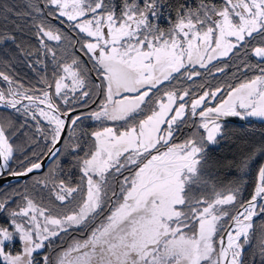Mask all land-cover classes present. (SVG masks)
Wrapping results in <instances>:
<instances>
[{"label":"snow or ice","instance_id":"snow-or-ice-1","mask_svg":"<svg viewBox=\"0 0 264 264\" xmlns=\"http://www.w3.org/2000/svg\"><path fill=\"white\" fill-rule=\"evenodd\" d=\"M9 14L0 178L16 185L0 186V264H264V139L214 198L186 192L237 121L264 124V0H25Z\"/></svg>","mask_w":264,"mask_h":264},{"label":"trees","instance_id":"trees-1","mask_svg":"<svg viewBox=\"0 0 264 264\" xmlns=\"http://www.w3.org/2000/svg\"><path fill=\"white\" fill-rule=\"evenodd\" d=\"M200 0H188V3L192 5L199 4ZM217 4H220L222 0H215ZM25 3V0H0V8L4 5H10L14 9L22 8ZM113 3L119 4L120 0H113ZM16 17L12 14H9L7 21L0 15V30H14L15 29ZM13 49L9 47L5 50L3 47H0V57L8 58L12 53ZM254 62V61H253ZM22 76L26 75L27 77H33L34 74L29 72L22 65H17ZM227 76L224 78L233 84H238L241 80L246 79L240 71L237 70L235 65L230 66L226 69ZM223 75V74H221ZM253 73H249L248 76H252ZM27 82V81H26ZM33 83L35 80L32 81ZM91 121H86V124H91ZM92 128H89L88 131H92ZM188 129H182L181 133L178 135L179 140L183 139ZM261 139H264L263 135L255 134L250 131H243L234 127L233 135L226 141H222L220 145L214 146V150L209 153V164L207 166L199 167V176H202L207 183H204L206 191H211L212 189L218 191H224L225 188L237 182L240 176L244 173L237 167L241 156L243 155L245 149H247L252 142H258ZM179 142V141H178ZM254 177H251L249 173V178L246 180L247 184H251ZM16 182L9 183L3 188H9L15 186ZM193 191L197 190V187H191ZM195 189V190H194ZM248 191H251V187L248 188ZM249 251H251L249 249Z\"/></svg>","mask_w":264,"mask_h":264},{"label":"rangeland","instance_id":"rangeland-1","mask_svg":"<svg viewBox=\"0 0 264 264\" xmlns=\"http://www.w3.org/2000/svg\"><path fill=\"white\" fill-rule=\"evenodd\" d=\"M233 127H236V128H238L240 130L242 129L243 131H250V132H253L255 134H260V135H263L264 136V128L261 127V126L255 125V123H253V122L251 124H245L243 128H241L240 125H235V124L233 125ZM184 129H188V128H184ZM188 131H189V129H188ZM187 134H188V132L186 133V135ZM179 138L180 137H177V140L178 141H179ZM199 177L203 179L202 176H199ZM191 187H197V190L194 189L195 191H193V189H190ZM204 187H205L204 183H201V184L189 183V184L186 185V192L189 193V194H191V195L197 196V197H199V196H205V197H207L209 199L214 198V191H213V189L211 191H208L207 192L206 191V188H204ZM215 192H222V191L215 190Z\"/></svg>","mask_w":264,"mask_h":264},{"label":"water","instance_id":"water-1","mask_svg":"<svg viewBox=\"0 0 264 264\" xmlns=\"http://www.w3.org/2000/svg\"><path fill=\"white\" fill-rule=\"evenodd\" d=\"M252 122H260V121L253 118ZM241 123H243V122L237 121L235 123V125H240ZM45 163L47 164L48 161H45ZM14 182H16V178H14V177L5 176L3 178H0V186H4V185H7L9 183H14Z\"/></svg>","mask_w":264,"mask_h":264},{"label":"flooded vegetation","instance_id":"flooded-vegetation-1","mask_svg":"<svg viewBox=\"0 0 264 264\" xmlns=\"http://www.w3.org/2000/svg\"><path fill=\"white\" fill-rule=\"evenodd\" d=\"M253 123H255V125H258L264 128V124H262L261 122H253Z\"/></svg>","mask_w":264,"mask_h":264}]
</instances>
